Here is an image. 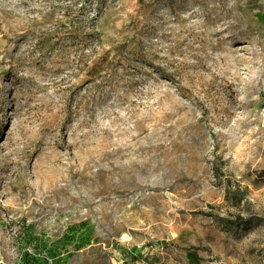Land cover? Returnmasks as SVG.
Returning a JSON list of instances; mask_svg holds the SVG:
<instances>
[{
    "label": "rangeland",
    "instance_id": "1",
    "mask_svg": "<svg viewBox=\"0 0 264 264\" xmlns=\"http://www.w3.org/2000/svg\"><path fill=\"white\" fill-rule=\"evenodd\" d=\"M0 262L264 264V0H0Z\"/></svg>",
    "mask_w": 264,
    "mask_h": 264
},
{
    "label": "trees",
    "instance_id": "2",
    "mask_svg": "<svg viewBox=\"0 0 264 264\" xmlns=\"http://www.w3.org/2000/svg\"><path fill=\"white\" fill-rule=\"evenodd\" d=\"M246 223H251V221H250V220H248V221H246Z\"/></svg>",
    "mask_w": 264,
    "mask_h": 264
},
{
    "label": "built area",
    "instance_id": "3",
    "mask_svg": "<svg viewBox=\"0 0 264 264\" xmlns=\"http://www.w3.org/2000/svg\"><path fill=\"white\" fill-rule=\"evenodd\" d=\"M0 264H6V263L0 262Z\"/></svg>",
    "mask_w": 264,
    "mask_h": 264
}]
</instances>
